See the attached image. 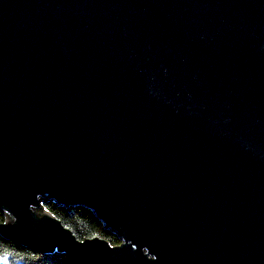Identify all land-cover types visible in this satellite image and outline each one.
Instances as JSON below:
<instances>
[{"label":"water","instance_id":"water-1","mask_svg":"<svg viewBox=\"0 0 264 264\" xmlns=\"http://www.w3.org/2000/svg\"><path fill=\"white\" fill-rule=\"evenodd\" d=\"M0 212L80 264H264V0H0Z\"/></svg>","mask_w":264,"mask_h":264},{"label":"trees","instance_id":"trees-1","mask_svg":"<svg viewBox=\"0 0 264 264\" xmlns=\"http://www.w3.org/2000/svg\"><path fill=\"white\" fill-rule=\"evenodd\" d=\"M42 209L57 219L79 241L99 237L112 247L120 245V241L113 234L104 231L103 225L86 209L55 207L53 202L44 204ZM3 223L5 217L0 212V226ZM5 250L10 253L8 264H80L73 262L63 252H37L0 234V255Z\"/></svg>","mask_w":264,"mask_h":264},{"label":"snow or ice","instance_id":"snow-or-ice-1","mask_svg":"<svg viewBox=\"0 0 264 264\" xmlns=\"http://www.w3.org/2000/svg\"><path fill=\"white\" fill-rule=\"evenodd\" d=\"M10 255L7 250L4 251L2 255H0V264H8V256Z\"/></svg>","mask_w":264,"mask_h":264}]
</instances>
